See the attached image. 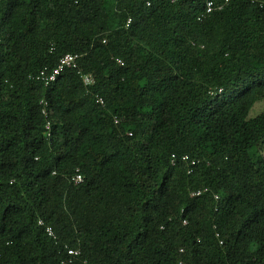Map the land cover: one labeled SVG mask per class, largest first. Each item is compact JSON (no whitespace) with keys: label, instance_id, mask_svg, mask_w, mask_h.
<instances>
[{"label":"trees","instance_id":"trees-1","mask_svg":"<svg viewBox=\"0 0 264 264\" xmlns=\"http://www.w3.org/2000/svg\"><path fill=\"white\" fill-rule=\"evenodd\" d=\"M206 2L0 0V264H264V0Z\"/></svg>","mask_w":264,"mask_h":264},{"label":"built area","instance_id":"built-area-1","mask_svg":"<svg viewBox=\"0 0 264 264\" xmlns=\"http://www.w3.org/2000/svg\"><path fill=\"white\" fill-rule=\"evenodd\" d=\"M228 0H224L223 3H220V4H216L213 3V1L211 0H207L206 2V6H205V10L206 12H210L212 11L213 9L217 8V9H220L223 4L227 3ZM130 19H128L126 21V25H128ZM77 58H78V55L77 54H73V53H66L64 54L58 61V63L52 67V68H42L38 71V73L35 75V79L43 82L44 85H48L50 84L51 82L55 81L56 80V77L57 75L62 71L64 70L65 68H74L77 66ZM117 62L122 64L123 62L121 61V59H117ZM82 80L84 82L85 85H89V84H92L93 83V77L90 75V74H83L82 75ZM96 102L103 105L104 104V100L102 97L100 96H96ZM40 103L43 105L42 107V114L45 116V118L47 117V110H46V102L44 100H40ZM117 120L115 119V122ZM49 125L50 123L47 121L46 122V125L45 127L48 129L49 128ZM175 159H176V155L175 154H171V163L174 164L175 162ZM181 159L182 160H188L189 157L188 155H182L181 156ZM190 163L191 165L195 164V161L194 160H190ZM192 168L189 167L188 169V172L191 171ZM73 181L75 183L81 181L82 177H81V174L79 172H77L74 176H73ZM206 190V189H204ZM200 190H197L193 193H191V195H198L200 194ZM216 197V196H215ZM39 224H42V221L39 220ZM45 231L52 237H54V234H53V230L51 229V227L47 226L45 228ZM67 253L69 255H77L79 254V250L77 249H72V248H67Z\"/></svg>","mask_w":264,"mask_h":264},{"label":"rangeland","instance_id":"rangeland-1","mask_svg":"<svg viewBox=\"0 0 264 264\" xmlns=\"http://www.w3.org/2000/svg\"><path fill=\"white\" fill-rule=\"evenodd\" d=\"M264 110V99L257 101L249 110V115L253 116Z\"/></svg>","mask_w":264,"mask_h":264}]
</instances>
